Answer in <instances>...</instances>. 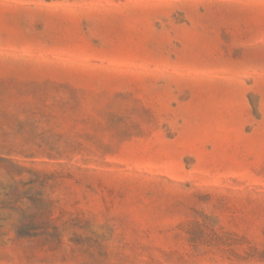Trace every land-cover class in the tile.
I'll list each match as a JSON object with an SVG mask.
<instances>
[{
  "label": "rangeland",
  "instance_id": "obj_1",
  "mask_svg": "<svg viewBox=\"0 0 264 264\" xmlns=\"http://www.w3.org/2000/svg\"><path fill=\"white\" fill-rule=\"evenodd\" d=\"M220 249L264 264V0H0V264Z\"/></svg>",
  "mask_w": 264,
  "mask_h": 264
},
{
  "label": "trees",
  "instance_id": "obj_2",
  "mask_svg": "<svg viewBox=\"0 0 264 264\" xmlns=\"http://www.w3.org/2000/svg\"><path fill=\"white\" fill-rule=\"evenodd\" d=\"M220 250H222L224 253L226 252L229 254V255L228 254L226 255L227 260L232 261L233 259H231V257L233 256V258H235L239 262L238 264H246L250 258H257L258 259V257H254L253 255L248 254V253L239 254V253L233 252L231 250H228V251L223 250V249H220Z\"/></svg>",
  "mask_w": 264,
  "mask_h": 264
}]
</instances>
